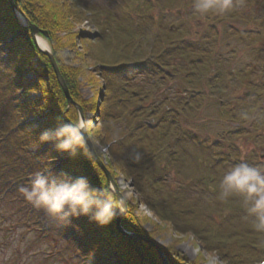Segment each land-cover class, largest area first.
Wrapping results in <instances>:
<instances>
[{"label": "rangeland", "instance_id": "374dc122", "mask_svg": "<svg viewBox=\"0 0 264 264\" xmlns=\"http://www.w3.org/2000/svg\"><path fill=\"white\" fill-rule=\"evenodd\" d=\"M165 1L83 0V3L100 12L96 16L87 15L78 31L88 32L92 37H95L93 33L98 32L107 36L105 30L98 28L99 20L106 26L117 23L115 25L126 32L140 30L143 37L138 39L146 42L150 63L161 58L159 60L162 62L174 65L176 49L180 53L185 50L194 56L199 54V57L215 52L219 55L220 58L209 67L215 68L217 74L207 70V77L184 80L178 78L175 69L167 70L166 74L171 78L165 79V95L173 100L175 109H183L181 112L186 118L177 117V112L174 115L177 126L171 125L173 121L169 111L175 109H165L154 117H146L143 124L146 128L138 132L134 142L135 148L143 153L140 168L147 177L146 189L150 188L151 180L157 188L155 193L150 190L152 201L175 212L179 216L178 225H163L155 217L142 202L136 189L137 182L132 184L123 176L118 179L114 177L108 168L113 159L107 148L100 149L102 157L99 158L123 193L128 213L133 211L136 216L148 219L144 229L153 238L142 236H147L163 251L165 248H176L190 263L201 259L202 264H260L264 260V233L252 227L251 218L247 216L242 202H237L235 198L222 201L218 196L219 181L231 166L244 161L264 169V159H261L264 156V26L259 24L264 23V4L259 0L252 7L253 11H258L257 36L245 35L255 29L252 24L248 26L239 22L247 11L244 9L239 13L238 20L226 19L223 23H216V26L207 23L202 38L196 39L191 45L188 44L191 38L189 33L179 36L182 43L173 45V38L177 36L169 34V26L173 21L170 19L172 13L168 14L172 4ZM164 17H168L166 21ZM163 24L165 28L161 26ZM194 29L198 31L196 25ZM145 34L147 38L144 39ZM6 59V55L0 57L2 62ZM178 64L180 67L181 63ZM254 67H257V71L251 74ZM229 69L236 70L234 77H219L218 80L222 81L221 93H212L210 83L215 79L212 76H226ZM134 73L131 72V76L136 82L143 80L144 84H148V89L154 86L153 79L148 80L151 73L145 74L144 78ZM226 80L228 82L225 83ZM27 81L36 82V79L29 75ZM255 88L258 92L252 91L251 98L245 99L244 95ZM93 90L84 83L82 94L85 99H92ZM30 97L35 99L38 95ZM129 107L134 105L129 103ZM93 117L96 116H85L88 126L93 125ZM29 122L42 123L36 118H30ZM20 135L12 134L4 143L7 149L0 150V264H75L64 240L54 238L52 233L50 237L43 236L41 231L44 230L40 229L38 215L44 212L31 213L30 206L24 204L19 192L6 189L7 179L15 181L23 173L26 175L28 166L34 167L36 172H47L52 168L49 155L42 154V150H36V147L23 152L24 158L16 161L17 153L21 152L13 148L21 147ZM127 152L130 155L132 151ZM9 161L11 166L6 167ZM42 217L47 218L44 215ZM178 229H185L186 232L178 233ZM222 239H226L224 243ZM206 243L212 247V252L204 249Z\"/></svg>", "mask_w": 264, "mask_h": 264}, {"label": "trees", "instance_id": "16d2710c", "mask_svg": "<svg viewBox=\"0 0 264 264\" xmlns=\"http://www.w3.org/2000/svg\"><path fill=\"white\" fill-rule=\"evenodd\" d=\"M15 3L33 25L48 33V37L44 38L51 47L73 100L82 107L85 116H96L91 119L93 125L89 127L99 130L98 134L90 136L99 157H102L100 149L107 148L113 159L108 168L114 177L123 176L137 182L136 189L142 202L155 217L163 225L177 226L179 216L152 201L150 190L153 193L157 191L155 182L151 180L150 188L146 189L147 177L140 168L141 162L135 163L127 151L135 148L138 132L146 128L143 125L146 117H154L165 109H175L173 100L165 95V79L171 78L166 74L167 70L175 69L178 78L184 80L189 78H185L187 73L182 72V68L175 64L162 62L159 60L161 58L150 63L146 42L138 39L143 37L140 30L126 32L116 26L117 23L106 26L99 20L100 23L96 22L97 26L100 30H105L107 36L98 32L92 37L78 31L87 15L96 16L100 12L83 3V0H15ZM145 38L147 34L144 35ZM177 52L178 49L174 50V53ZM3 55L7 59L5 62L0 61V150L7 149L4 143L12 134H21V147L13 148L21 152L17 153L16 161L24 158L23 152L36 147V150H42V154L49 155V162H52V168L47 171L49 174L66 172L73 177L83 175L93 186L110 189L105 174L92 159H87L83 154L72 159L57 153L50 144H38L41 131L54 128L60 119L79 121V114L74 107L68 109L66 97L49 59L38 51L31 31L19 23L8 0H0V57ZM131 72H136V76L141 74V78L151 73L148 80L153 79L154 86L148 89V84H144L143 80L136 82ZM29 75L36 82L27 81ZM81 79L94 89L92 99L87 100L83 96L84 83ZM31 95H38V98L31 99ZM129 103L134 107H129ZM41 106L44 110H40ZM174 111H169L173 121L170 123L177 126L174 115L178 112L177 117L183 116V109ZM30 118L39 119L42 123H31ZM163 119L162 116L161 120ZM150 128L146 130L149 131ZM113 129L120 136L117 141L111 139ZM9 165L11 166L10 161L6 167ZM28 167L26 175L23 173L15 181L7 179L6 189L19 192V197L24 200V204L30 206L33 213L40 210L26 201L19 191L21 187L30 185L36 172L34 167ZM42 215L46 216L42 213L38 215L40 229L44 230L46 237H50L52 233L54 238L64 240L67 250L73 254L70 257L76 264H162L153 248L141 241L134 243L123 236L118 231L116 219L107 227H101L87 216L72 217L71 222L65 225L63 220L53 221L49 217L43 219ZM146 222L147 218L138 217L131 211L124 217L122 225L127 232L152 237L144 229ZM178 230V233L186 232L185 229ZM223 240L226 239H222V242ZM206 244L204 249L212 252V247ZM220 244L222 245L221 240ZM164 252L169 264H202L201 259L190 263L176 248H165Z\"/></svg>", "mask_w": 264, "mask_h": 264}, {"label": "clouds", "instance_id": "9594fccd", "mask_svg": "<svg viewBox=\"0 0 264 264\" xmlns=\"http://www.w3.org/2000/svg\"><path fill=\"white\" fill-rule=\"evenodd\" d=\"M233 9V0H193V10L201 16L210 13L224 15ZM40 110H44L43 106ZM98 132L86 122L82 126L79 121L60 119L54 128L40 132L38 144H50L57 153L72 159L83 154L91 160L94 152L89 137ZM111 139H120L115 129ZM132 149L130 159L140 163L143 153L138 148ZM19 191L36 209L43 211L53 221H65V225L71 222L72 217L87 216L99 226L107 227L118 213L125 212L122 196L117 199L110 189L93 186L83 175L73 177L66 172L49 174L37 171L30 185L21 187ZM218 198L222 201L239 198L247 216L251 218L252 227L264 233V169L244 161L231 166L219 181Z\"/></svg>", "mask_w": 264, "mask_h": 264}, {"label": "flooded vegetation", "instance_id": "af4514ba", "mask_svg": "<svg viewBox=\"0 0 264 264\" xmlns=\"http://www.w3.org/2000/svg\"><path fill=\"white\" fill-rule=\"evenodd\" d=\"M169 1L171 2L172 6H171V9L169 10L170 13L168 12V14L172 13L170 19L171 21H173V23H171L170 21L171 24L169 26V34H171L173 37L177 36V38H173V45H179L180 43H182V41H180L179 36H184V35L187 36L188 33L191 35V38L189 39L188 44L191 45L192 42L196 41V39L202 38V35H204L203 29L204 28L206 29V27L208 26L207 23H212L213 25L216 26V23H223L226 21V19L232 18L231 20H238L239 13H241V11L244 9H246L247 11H245V13L243 14L244 18L240 20L239 22L248 24V26L252 24L254 25V29H255L248 33L246 32L245 35L250 36V37L251 36L254 37L255 35L256 36L258 35L257 34L258 33V26H257L258 11H253L252 7L253 6L255 7V5H257V3L259 2V0H233L234 9L230 13H227L224 15H217L214 13H210L204 16L199 15L193 10V0H168V2ZM261 1L264 4V0H260V2ZM166 18L168 17H164L165 21H166ZM263 19H264V16H263ZM165 21H163L162 23H165ZM259 24L260 25L262 24L264 26V23L259 22ZM195 25L198 28L197 32H195V29H194ZM161 26L165 28V24ZM233 29L235 28H231V30ZM216 55L217 54L215 52V53L208 54L205 57H199V54H196L195 55L196 57H195L194 55L188 54L186 52H184V56H183V53L177 52L174 55L175 65L179 67L178 63H181V66H180V68H182L181 71L187 73L185 74V77H189V78L207 77L208 74H205L207 70L208 72L212 74H217L216 73L217 71L215 68L213 69L209 68L211 67V64L213 62H215L217 59L220 58L219 55L217 56ZM234 55L232 56L233 58H234ZM181 58H183V61ZM254 68L255 69L251 71V74H253L254 71H257V67H254ZM262 69L264 70V65L262 66ZM235 71H236L235 69H231L228 73H225L226 77L228 78L234 77L233 74L235 73ZM175 73L177 74V71ZM262 73L264 74V71H262ZM212 77L215 79H213V82L210 83V89L212 90V93L220 95L221 93L220 90H222V86H221L222 84H220V81H218V78L222 76L213 75ZM252 91H255V93L258 92L256 91V88L252 89L250 92L244 95L245 99L251 98ZM248 95L249 97L247 98ZM261 159L263 160L264 156H262ZM235 199L237 202H241L239 198H235Z\"/></svg>", "mask_w": 264, "mask_h": 264}, {"label": "water", "instance_id": "95a60500", "mask_svg": "<svg viewBox=\"0 0 264 264\" xmlns=\"http://www.w3.org/2000/svg\"><path fill=\"white\" fill-rule=\"evenodd\" d=\"M9 4L11 6L12 11L15 13L16 17L18 18V20L20 21V23L28 28L31 31V36L37 46L38 51L46 56L51 64V67L54 71V74L56 76V79L66 97L67 100V106L68 109L70 107H74L77 109L78 113H79V118H80V123L83 126L85 124V115L83 112L82 107L77 104L73 98L70 95L69 89L66 85V82L61 74V71L59 69V66L55 60V57L52 53V50L50 48H42L39 44V39H42L41 36L44 37H48V33L41 31L37 26L33 25L29 19L20 11V9L16 6L15 0H8ZM43 40V39H42ZM49 47V46H48ZM89 142L92 146L94 155H93V161H95V163L100 167V169L104 172L106 178H107V182L110 186L111 191L114 193V195L119 199L121 196L123 197L124 200V206H125V212L124 214H119L117 215L116 218V223H117V228L118 231L125 236L126 238H128L129 240L133 241L134 243H137L139 241L144 242L145 244L149 245L150 247L154 248L157 253L160 256L161 262L162 264H169L168 260H167V256L165 255L164 251L161 249V247H159L157 244L153 243L147 236H142V235H138V234H133L130 232H127L124 230V228L122 227V220L123 218L126 216V214L128 213V208H127V202L126 199L123 195V193L120 191L118 184L115 182V180L113 179L111 173L106 169L105 165L103 164V162L101 161V159L99 158L96 149L94 147V144L91 140V138L89 137Z\"/></svg>", "mask_w": 264, "mask_h": 264}, {"label": "bare ground", "instance_id": "6f19581e", "mask_svg": "<svg viewBox=\"0 0 264 264\" xmlns=\"http://www.w3.org/2000/svg\"><path fill=\"white\" fill-rule=\"evenodd\" d=\"M39 44H40V46L42 47V48H44V49H46V48H49L48 47V44L44 41V40H42V39H39ZM123 188H125L124 186H123V184L121 185Z\"/></svg>", "mask_w": 264, "mask_h": 264}]
</instances>
